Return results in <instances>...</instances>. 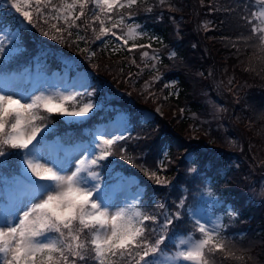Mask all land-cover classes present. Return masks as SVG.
Listing matches in <instances>:
<instances>
[{
  "label": "snow or ice",
  "instance_id": "1",
  "mask_svg": "<svg viewBox=\"0 0 264 264\" xmlns=\"http://www.w3.org/2000/svg\"><path fill=\"white\" fill-rule=\"evenodd\" d=\"M260 3L264 4V0ZM3 4L0 14L14 10L28 26L40 29L43 36L79 48L89 60L97 55L90 43L114 37L122 43L104 42L105 48L112 44L113 53L132 41L129 53L143 50L142 58L160 62L155 50L150 57L144 50L152 49L150 37L147 44L136 42L137 37L148 36L137 31L139 24L128 25L123 31L125 18L118 9L134 12L141 0H3ZM259 15L264 18V11ZM89 29L95 33L92 42L81 34ZM251 31L264 41V28L252 27ZM16 39L15 34L0 31V66L13 52L20 51L9 47ZM80 42L86 46L80 48ZM156 42L162 43L159 38ZM176 55L173 51L170 58ZM145 67L156 70L154 64ZM42 87L34 85V91L26 94L13 85V78L0 75V168L12 157H19V175L10 180L0 176V264H156L155 258L168 235L186 216L182 211L186 201H173L170 209L166 202L157 200L153 210L140 211L144 206L141 201L136 209H130L119 199L112 202L111 174L100 169H106L110 158L119 156L156 185L167 188L170 181L161 172L171 163L169 153L165 151V159L154 168L141 162L144 156L137 159L135 154L130 155L127 141L135 138L129 131L130 121L120 115L116 123L123 126V132L97 129L92 133L93 140L80 146L83 150L78 155L67 151L61 156V145L46 143L52 115L58 114L63 121L86 122L99 106L91 99L93 92L71 87L63 92H48ZM196 171L195 167L189 169L191 174ZM227 214L233 216L235 212ZM187 215L192 217L191 228L197 238L178 251L177 258L191 264H216V258L227 253L228 258L240 259L231 241L224 239L223 225L213 223L210 227L194 211Z\"/></svg>",
  "mask_w": 264,
  "mask_h": 264
},
{
  "label": "trees",
  "instance_id": "2",
  "mask_svg": "<svg viewBox=\"0 0 264 264\" xmlns=\"http://www.w3.org/2000/svg\"><path fill=\"white\" fill-rule=\"evenodd\" d=\"M56 2L59 3V0ZM260 5V0H141L140 7L134 12L126 8L118 9L124 15L125 23L139 24L140 31L148 34L147 37H139L137 41L149 42L148 37L151 38L152 48L160 56L161 67L160 78L155 80L153 85L156 90L163 92V96L157 94L148 100V105L134 100L133 103L123 100H111L107 103L118 105L120 108L122 106L130 114L131 134L135 138L127 141L130 155L135 154L137 159L141 155L144 156L145 159L141 162L154 168L159 161L165 159L163 153L165 151L169 153L167 159L171 163L161 175L169 179L170 187L156 185L138 167L128 164L119 156L110 158L104 170H121L123 173L138 176L139 183L144 187V195L141 198L144 210H153L157 200L166 202L168 208L172 209L173 201L184 199L186 207L182 211L186 213L187 208L195 206L200 195L206 191H211L217 196L222 209L225 204H230L235 215L223 216L222 233L224 239L234 245L233 251L240 259L228 258V254L225 253L216 258V264H264V197L251 198L248 189L249 167L240 160L243 151L239 152L232 148L227 150L225 147L208 148L206 145L209 142L213 143L210 139L190 141L186 139V134L190 128H195L192 115L198 116L199 112L208 108L204 94L216 77L217 66L220 69L225 67L232 72L234 80L231 86L238 87L236 96L243 104L245 132L255 143L264 142V79L245 70L247 59L256 51V46L264 44V41L256 38L258 34L251 31L252 27H262V19L257 14ZM91 7L98 11L94 6ZM4 8L3 2H0V10ZM149 8L152 9L151 12L146 10ZM130 12L132 14H129ZM13 15V10L7 14H0V27L7 25L18 29V44L23 48L22 52L25 50L29 56L20 58L19 54L22 52L19 51L12 56L11 62L3 61L0 70L11 78L20 76L24 68L32 64L29 58L34 55L40 60L43 72L52 73L55 69L60 70L62 68L60 54L63 52L70 54L71 51L66 49L64 44L43 36L40 29L23 26ZM44 28L47 30L48 26L45 25ZM88 32L93 33L90 29ZM81 34L87 35L83 31ZM87 38L90 40L88 35ZM108 38L104 40L112 41ZM156 38L162 43H157ZM91 46L97 53L95 56L97 63L89 62L82 65L81 67L85 69L94 71L106 67L105 64L109 61L106 60L105 51L110 57L124 59L123 62L115 60L113 69L118 64L121 68L133 66L132 60H137L141 66L143 65V60L139 58L142 50H133L129 53L125 47L113 53L112 44L105 48L101 40L91 43ZM58 47H62L63 52ZM173 51L177 55L170 58L168 55ZM98 61H101L100 64ZM126 62L129 64H125ZM152 71L153 69L149 71L144 68L143 74L152 75ZM140 77L141 75L137 76ZM168 81L174 82L175 96L172 95ZM136 86L142 88L143 85L137 83ZM164 102L176 104L178 112L175 117L171 114L165 117L154 114L153 121L141 120L140 110L144 106L151 105L153 112L156 104ZM181 108L182 113L179 112ZM110 115L111 111L101 109L91 115L86 122L76 125L66 124L58 114H53L50 125L55 127L54 131L58 132L62 143L84 144L88 140L84 129L90 130L96 124L108 120ZM213 135L220 139L216 132H213ZM53 136L54 133H51L47 138ZM188 155L190 159H187ZM18 159L19 157L14 156L5 167L0 168V176L18 174ZM192 167L197 169L195 174L189 172ZM262 179L264 175L257 177L256 186H259ZM190 221L186 213L178 227L168 235L162 247L163 252L170 254L176 251L175 240L178 236L197 238Z\"/></svg>",
  "mask_w": 264,
  "mask_h": 264
},
{
  "label": "rangeland",
  "instance_id": "3",
  "mask_svg": "<svg viewBox=\"0 0 264 264\" xmlns=\"http://www.w3.org/2000/svg\"><path fill=\"white\" fill-rule=\"evenodd\" d=\"M0 2H3V0H0ZM261 11H264V4H261L258 7V14H260ZM13 13V16L17 17L18 21L21 22L23 26H27V21H25L19 13H15L14 10ZM261 19L263 21L261 28H264V18ZM128 23H125V25L123 26V31H127ZM131 25L135 26L136 24ZM30 28L32 29L31 26ZM0 31H2L3 34H15L17 36V39L13 42V45H10L9 47L11 48L14 46L16 48H19L20 53L23 51V48L18 44V29L12 28L11 26H3ZM137 31H140V29H137ZM86 34L89 36L90 42L94 41V33L87 32ZM104 38L101 39L103 44L105 42ZM138 38L139 37H137V39ZM48 39L51 40L50 38ZM108 39H112V41L114 40L115 43H122V41H115L114 37H109ZM136 42L140 43L137 40ZM131 43L132 41H130L129 45L126 46L127 50L128 47L131 46ZM142 43L146 44L148 42ZM64 46L66 49H69L71 53L66 54L62 51V47H58V49L64 53L60 54V60L62 63V68L60 69V71L55 70L51 74L43 73L39 64L40 60L35 58L34 55L33 57L29 58V61L33 62L30 65L31 67L27 66L23 75L17 77L14 76V78L12 77L13 85L15 87H18L26 94H30L34 91V85H42V90L48 92H54L57 89L63 92L66 90H70V87L81 92H84L86 90L93 92L94 95L91 97V99L99 106L96 112L99 111L100 108L105 109L109 112L111 111V115L108 120L102 121L100 122V124H96L94 127L90 128V132L84 129L85 134H89L87 135L88 140L86 141V143L80 145H63L62 143H60L59 136L55 135V127L50 125L48 134L54 133V136L53 138H47L46 143L48 145H61V147L64 149V151L60 153L61 156H63L67 151H72L74 155H78L79 152L83 150L80 146L87 145L89 141H92V133L97 129H106L109 132H114L117 130L123 132V126L118 127L116 121L119 120L120 115L125 116L129 120V114L127 110L121 106V108L116 107L117 110L115 112H112V107L115 106L108 104L107 102H110L111 100H123L125 102H132V100H134V102H143L144 104L148 105V100L153 99V97L157 94L160 93V95L163 96V92L161 90H156L153 85V82L160 78L161 67L159 66V63L151 61L148 58H142L139 54V58L143 60L142 66L139 61L135 60L136 63L133 66L130 65L128 66V68H121V65L118 64L115 66V69H113L112 66H114L113 63H115V60L118 62H123L124 59L118 60L116 59V57H110L105 51L107 55L106 60L109 61L107 64H105L106 67H100L98 70L92 71L89 68H81V66L89 62L97 63L96 57H93L91 60H89L87 58V55L84 52L80 51L79 48L75 46H68L66 44H64ZM85 46L86 45H84L83 42H80V48H83ZM89 46L92 49L91 43ZM153 50L155 49L152 48L150 51L148 50L149 57L153 55ZM18 52H13V55L17 54ZM58 53H60V51H58ZM171 53L168 56H171ZM28 54L29 53L24 50L21 55L19 54V56L20 58H22L23 56L28 57ZM11 60L12 57H10L9 59H4L6 63L11 62ZM98 62V64H100L101 61ZM125 64H129V62H126ZM145 64L155 65L156 70L152 71V75L143 74L144 68H147L149 71L152 69L151 67H145ZM0 75L9 77V75H7L6 72H2V70H0ZM139 75H141V77L137 78V76ZM215 75L216 77L213 79L211 86H209L210 88H208V91L204 94V100L207 103L208 108L205 111L199 112L197 114L198 116H195L194 114L192 115L193 122L195 123V128H190L188 130L186 139L195 141L198 139L206 138L210 139L213 142H209V144L206 145L208 148L220 149L225 147L227 150H230L232 148L236 149L239 152L243 151L240 160L244 164H246L247 167H249L247 173L249 172L248 180L250 185L248 189L250 190V193L252 195V197H250L252 199L258 196L264 197V179L259 182V186H256L255 183L257 177L264 175V142L261 141L260 144L255 143L253 141V138H250V136L244 130L246 129V118L244 117L242 110L243 104L238 101L236 96L238 87L231 86V83L234 80L232 72L225 67H222V69H220V67L216 66ZM137 83H139L141 86L143 85L142 88L137 87ZM82 99L87 100L88 97H83ZM154 107L155 108L153 112V107L151 105H149V107L144 106V108L140 110L142 112L140 117L142 121H153L154 114L162 115L163 117L169 116V114H171L175 117V114H177L178 112V110L176 109V104L174 102H164V104L159 103ZM157 109H159V111H157ZM179 112L182 113L183 108H181ZM181 118H183V116H181ZM64 122L66 124L79 125L80 123L85 121L68 120ZM129 131H132L131 125L129 126ZM213 132H216V134L220 136V139L216 138L213 135ZM124 134L127 135V132H125ZM102 169H100V171H103ZM106 172L111 174L110 179L112 183L110 197L112 202H116L117 199H119L121 203L124 204V206L133 210L136 209L140 203V199L144 195V187L142 186V184H140V186L137 185V176L125 174L123 175L119 171L111 172L108 170ZM124 181H126V183ZM197 202L198 203L195 206L190 207L187 212H196L197 215L201 217L204 222H207L210 227L213 223H219L223 225V216L227 213L233 212L230 204H226L224 206V209H222L220 201L212 192L211 195H209L208 192L203 193L198 198ZM139 210L142 211L143 207H141ZM189 218L192 219L190 215ZM195 239L196 238L193 236H178L175 241V244L177 246L176 251L170 252V254L161 251V253L158 254V256L155 258L156 264H191V262H183L182 260L177 258L176 253L178 251L185 250L190 246L192 242H194ZM182 240L189 241V243L182 244Z\"/></svg>",
  "mask_w": 264,
  "mask_h": 264
},
{
  "label": "clouds",
  "instance_id": "4",
  "mask_svg": "<svg viewBox=\"0 0 264 264\" xmlns=\"http://www.w3.org/2000/svg\"><path fill=\"white\" fill-rule=\"evenodd\" d=\"M245 70L264 79V44L256 46V51L247 59Z\"/></svg>",
  "mask_w": 264,
  "mask_h": 264
}]
</instances>
